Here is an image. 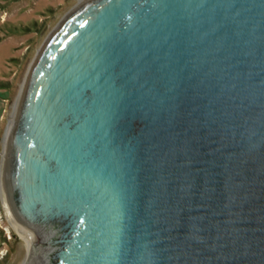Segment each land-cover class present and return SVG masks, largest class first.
<instances>
[{
	"label": "water",
	"instance_id": "95a60500",
	"mask_svg": "<svg viewBox=\"0 0 264 264\" xmlns=\"http://www.w3.org/2000/svg\"><path fill=\"white\" fill-rule=\"evenodd\" d=\"M27 264H264V0H87L37 55L3 153Z\"/></svg>",
	"mask_w": 264,
	"mask_h": 264
},
{
	"label": "rangeland",
	"instance_id": "374dc122",
	"mask_svg": "<svg viewBox=\"0 0 264 264\" xmlns=\"http://www.w3.org/2000/svg\"><path fill=\"white\" fill-rule=\"evenodd\" d=\"M87 0H0V264H26L29 241L2 207L3 153L23 86L48 37Z\"/></svg>",
	"mask_w": 264,
	"mask_h": 264
},
{
	"label": "bare ground",
	"instance_id": "6f19581e",
	"mask_svg": "<svg viewBox=\"0 0 264 264\" xmlns=\"http://www.w3.org/2000/svg\"><path fill=\"white\" fill-rule=\"evenodd\" d=\"M27 79H28V76H27ZM27 79H26V81H25V84H26V82H27ZM25 84H24V86H25ZM24 86H23V88H24ZM20 98V97H19ZM29 260L27 259L26 260V264H27V262H28Z\"/></svg>",
	"mask_w": 264,
	"mask_h": 264
}]
</instances>
